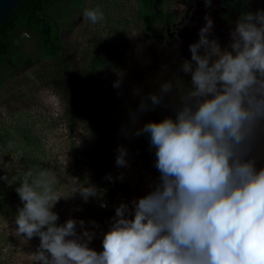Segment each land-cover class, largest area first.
<instances>
[{
  "label": "clouds",
  "instance_id": "9594fccd",
  "mask_svg": "<svg viewBox=\"0 0 264 264\" xmlns=\"http://www.w3.org/2000/svg\"><path fill=\"white\" fill-rule=\"evenodd\" d=\"M84 15L92 23L103 18L99 8ZM211 28L207 18L189 45L190 60L182 61L190 87L175 81V118L134 130L150 137L159 183L131 209L116 208L101 252L88 247L94 233L84 221L80 234L76 220L57 224L51 209L61 196L49 173H25L15 224L19 237L40 239L34 264H264V167L252 157L264 134V11L240 15L228 48L208 38ZM173 87L172 80L161 83L138 111L160 106ZM131 118L137 121L135 112ZM117 152V166H126V150ZM77 192L85 201L97 195L91 185H74L71 194Z\"/></svg>",
  "mask_w": 264,
  "mask_h": 264
},
{
  "label": "rangeland",
  "instance_id": "374dc122",
  "mask_svg": "<svg viewBox=\"0 0 264 264\" xmlns=\"http://www.w3.org/2000/svg\"><path fill=\"white\" fill-rule=\"evenodd\" d=\"M95 8L103 18L92 23L84 13ZM195 8L181 2L169 5L165 10L173 17L170 28L159 27L148 37L137 20L134 0H85L82 10L63 24L66 62L57 67L46 60L34 61L6 79L0 88V177H6L0 179V264H34L40 244V239L16 234L15 217L23 207L16 188L26 172H32L30 179L42 171L49 173L55 194L61 196L51 209L59 217L57 224L76 220L80 234L79 221H84V230L94 233L88 247L97 253L103 250V236L116 208L125 203L131 209L134 200L159 183L150 137L135 136L134 130L166 116L175 118V79L190 87V76L181 71V64L190 60L189 45L199 40L207 18L212 20L208 38L222 49L228 48L238 19H219L204 5L202 10ZM94 56L114 66L94 71ZM117 80L120 87H114ZM168 80L174 81L173 92L160 106L139 112L141 99L158 93L160 84ZM133 112L138 117L135 123ZM97 117L103 119V126H98ZM102 130L106 140L100 138ZM139 137L152 149L149 157L131 150ZM118 147L127 152L126 166L116 164ZM252 157L256 163L264 161L261 135ZM74 185L95 186L97 195L85 201L78 192L71 194Z\"/></svg>",
  "mask_w": 264,
  "mask_h": 264
},
{
  "label": "trees",
  "instance_id": "16d2710c",
  "mask_svg": "<svg viewBox=\"0 0 264 264\" xmlns=\"http://www.w3.org/2000/svg\"><path fill=\"white\" fill-rule=\"evenodd\" d=\"M134 1L137 6V20L146 36L157 34L159 27L170 28L173 17L165 10V4L170 0ZM84 2L85 0H26L20 2L9 13L0 23V88L6 79L11 78L31 62L46 60L57 67L66 62V47L61 38L63 24L82 10ZM113 66L106 58L94 56L91 59V67L94 71L99 72L102 67ZM183 84L180 81L181 87ZM92 108L99 114L94 109L95 106ZM74 113L72 106L70 114ZM96 122L100 127L103 119L97 117ZM106 136V132L102 130L100 138L106 140ZM261 138L264 143V134H261ZM26 139L30 141L28 137ZM131 150L142 157H149L152 152V149L147 147V141L142 137L135 139ZM261 167H264V161L256 163L257 169ZM1 202L0 200V204ZM32 238L39 239L38 236Z\"/></svg>",
  "mask_w": 264,
  "mask_h": 264
},
{
  "label": "flooded vegetation",
  "instance_id": "af4514ba",
  "mask_svg": "<svg viewBox=\"0 0 264 264\" xmlns=\"http://www.w3.org/2000/svg\"><path fill=\"white\" fill-rule=\"evenodd\" d=\"M180 2L190 8L196 7V10H202L200 5H204L207 12H211L219 19H229L231 16L239 18L242 13L264 11V0H170L165 4V8L174 3L178 5Z\"/></svg>",
  "mask_w": 264,
  "mask_h": 264
},
{
  "label": "water",
  "instance_id": "95a60500",
  "mask_svg": "<svg viewBox=\"0 0 264 264\" xmlns=\"http://www.w3.org/2000/svg\"><path fill=\"white\" fill-rule=\"evenodd\" d=\"M22 1L26 0H0V23Z\"/></svg>",
  "mask_w": 264,
  "mask_h": 264
}]
</instances>
